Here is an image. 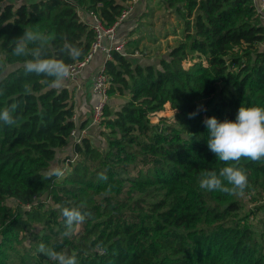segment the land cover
I'll list each match as a JSON object with an SVG mask.
<instances>
[{
	"label": "trees",
	"instance_id": "1",
	"mask_svg": "<svg viewBox=\"0 0 264 264\" xmlns=\"http://www.w3.org/2000/svg\"><path fill=\"white\" fill-rule=\"evenodd\" d=\"M132 1L0 0V109L15 104L17 120L0 122V264H58L38 251L41 243L77 264H264V230L240 221L253 212L241 217L236 195L199 187L202 171L225 166L207 146L205 119L235 120L242 104L264 107V11L255 0H160L183 37L157 64L110 51L98 126H77L74 88H51L12 55L9 42L28 28L49 37L46 55L82 60L94 32L78 10L111 26ZM65 41L77 58L65 54ZM166 104L172 123L153 122ZM86 124L91 135L73 140L71 131ZM69 143L72 152L59 159ZM239 166L244 194L261 199L264 161ZM55 169L62 175L49 178ZM62 207L85 215L70 235Z\"/></svg>",
	"mask_w": 264,
	"mask_h": 264
},
{
	"label": "clouds",
	"instance_id": "2",
	"mask_svg": "<svg viewBox=\"0 0 264 264\" xmlns=\"http://www.w3.org/2000/svg\"><path fill=\"white\" fill-rule=\"evenodd\" d=\"M48 45L47 35L28 28H24L22 35L9 42L13 56L26 58L23 67L27 73L44 75L50 78L48 84L51 88H60L70 76V69L63 60L45 54ZM63 50L73 59L80 55V50L67 41L63 44ZM26 91L30 93L31 89ZM15 109V104L0 109V122L6 125L16 124L17 120L12 115ZM195 115L196 113H191L190 118ZM204 123L208 132L207 146L225 166L218 172L202 171L199 187L209 192L219 191L242 196L248 186V177L245 170L239 166V162L241 159L264 161V107H246L242 104L235 120L219 121L216 117H209ZM51 175L60 176L62 172L55 169L49 174V178ZM100 178L106 180L107 176L101 174ZM61 211L66 218L67 230L64 234L70 235L73 225L82 223L85 215L77 207H62ZM38 251L58 264H77L74 255L57 252L43 243L39 245Z\"/></svg>",
	"mask_w": 264,
	"mask_h": 264
},
{
	"label": "rangeland",
	"instance_id": "3",
	"mask_svg": "<svg viewBox=\"0 0 264 264\" xmlns=\"http://www.w3.org/2000/svg\"><path fill=\"white\" fill-rule=\"evenodd\" d=\"M15 1L20 2L21 0ZM151 12L145 17L136 18L131 30H123V35H121L123 39L119 42L121 43L119 51H133L137 59L157 64L158 59L182 39L183 29L181 21L175 15L169 13L170 11L166 10L161 2L156 9H151ZM123 100L124 98L119 97L116 100V105ZM173 113L174 110L166 104L164 110L153 116L151 120L156 122L160 116L171 117L169 123H172ZM95 137L97 145L102 146L104 143L103 137L97 134ZM62 169L65 172L69 171V168L65 166ZM236 198L242 203L241 217L247 211L253 212L248 218H241L244 220L240 221H245L259 234L260 231L264 230V193L262 194V198L257 201L251 200V196L246 194L242 196L236 195ZM7 202L9 205L14 206V203ZM46 202H49V200L46 199ZM260 240L264 242V238H260Z\"/></svg>",
	"mask_w": 264,
	"mask_h": 264
},
{
	"label": "crops",
	"instance_id": "4",
	"mask_svg": "<svg viewBox=\"0 0 264 264\" xmlns=\"http://www.w3.org/2000/svg\"><path fill=\"white\" fill-rule=\"evenodd\" d=\"M160 2V0H133L130 5L131 9L128 16L116 28L115 44L119 43L123 39L121 38V35H123V30H131L133 27V22L136 18L138 19L142 16H147L151 12V9H156L158 7V4H160ZM78 14L81 20L88 23L89 25L92 24L93 18L90 13L79 9ZM103 43L104 45L107 44L106 41H104ZM103 62L104 54L101 51L96 52L90 62L85 65L79 75H77V79L75 81L66 80L63 84V86H66L69 89L74 88V120L77 126L80 125L82 122L87 121L88 123V121L90 120L92 106L95 102L96 97V95L92 92L91 89L92 77L95 71L99 69ZM86 129L87 130L85 131L84 135L90 136L91 132L89 124L87 125ZM71 152L72 146L69 143L63 148L57 150V157H59L60 159L61 157L70 154Z\"/></svg>",
	"mask_w": 264,
	"mask_h": 264
},
{
	"label": "built area",
	"instance_id": "5",
	"mask_svg": "<svg viewBox=\"0 0 264 264\" xmlns=\"http://www.w3.org/2000/svg\"><path fill=\"white\" fill-rule=\"evenodd\" d=\"M255 4L259 12L264 11V0H255ZM131 9V6L124 10L117 20L111 26H105V24L101 21V19L94 14L93 12H89L92 15V29L94 32V39L90 43V48L86 55L82 60L75 61L72 64H69L68 67L70 69V76L66 79L69 81H75L77 79V75L81 72L83 67L87 65L94 54L98 51H101L104 54V61L107 58H110V51L112 49L118 50L121 47V43L115 44L116 38V27L121 23L123 19L127 17ZM104 41H106V45H104ZM109 85V79L106 74L102 72V65L98 70L95 71L92 77V92L98 96V100L93 104L91 117H90V125L98 126L101 124L104 115V107L108 101L107 89ZM87 129L83 128L82 130L74 129L71 131L70 136L73 140L80 141L79 136L84 135Z\"/></svg>",
	"mask_w": 264,
	"mask_h": 264
}]
</instances>
